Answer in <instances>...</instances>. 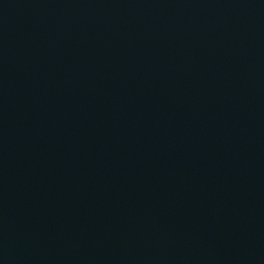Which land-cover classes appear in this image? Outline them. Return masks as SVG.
<instances>
[{"label":"water","instance_id":"water-1","mask_svg":"<svg viewBox=\"0 0 264 264\" xmlns=\"http://www.w3.org/2000/svg\"><path fill=\"white\" fill-rule=\"evenodd\" d=\"M0 264H264V0H0Z\"/></svg>","mask_w":264,"mask_h":264}]
</instances>
